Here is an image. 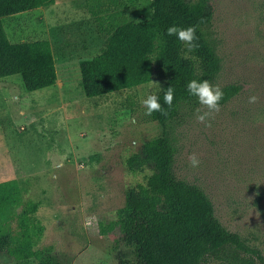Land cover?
Returning a JSON list of instances; mask_svg holds the SVG:
<instances>
[{"label":"rangeland","instance_id":"374dc122","mask_svg":"<svg viewBox=\"0 0 264 264\" xmlns=\"http://www.w3.org/2000/svg\"><path fill=\"white\" fill-rule=\"evenodd\" d=\"M56 1L42 13L3 19L11 43L49 41L57 81L26 92L18 76L1 80L8 82L0 85V183L16 177L21 202L38 204L43 233L35 249L52 246L61 264H118L152 248L153 235H103L99 225L114 221L125 191L144 183L147 173H129L125 160L161 128L140 103L141 86L85 98L78 63L100 54L114 27L148 20L150 0H117L101 20L86 0ZM208 2L207 31L220 59L212 83L238 92L203 123L196 119L200 105L182 111L172 125L174 172L203 191L227 231L264 257V0ZM151 81L159 93L164 81ZM193 153L197 168L190 166ZM252 258L236 252L201 264H256ZM0 264L35 263L0 255Z\"/></svg>","mask_w":264,"mask_h":264},{"label":"trees","instance_id":"16d2710c","mask_svg":"<svg viewBox=\"0 0 264 264\" xmlns=\"http://www.w3.org/2000/svg\"><path fill=\"white\" fill-rule=\"evenodd\" d=\"M55 0H0V79L20 76L26 92L51 88L57 72L47 40L11 43L3 19L53 5ZM117 0H86L85 6L96 19L116 5ZM151 16L139 23H124L112 29L97 56L80 60L79 87L87 99L132 90L154 77L164 81L160 92L163 112L147 115L161 134L142 144L139 152L125 160L131 174H143L144 183L129 188L115 220L100 224L101 234L117 231L122 235H153L152 248H139L118 264H201L206 259L222 260L242 252L256 264H264L261 253L248 247L236 233L227 231L215 218L214 209L203 191L179 180L174 172L173 123L182 111L198 106L189 96V81L209 80L220 70V59L208 29L212 9L208 0H150ZM196 26L192 52L167 28ZM172 87V106L164 104V92ZM220 105L238 92L223 87ZM18 208L19 211H18ZM38 204L22 203L17 181L0 183V255L35 264H61L52 246L38 249L43 227L36 221ZM247 263L249 261H246ZM241 264H246L241 261Z\"/></svg>","mask_w":264,"mask_h":264},{"label":"clouds","instance_id":"9594fccd","mask_svg":"<svg viewBox=\"0 0 264 264\" xmlns=\"http://www.w3.org/2000/svg\"><path fill=\"white\" fill-rule=\"evenodd\" d=\"M196 31V26H188L185 28L172 25L167 28L166 34L168 36H175L179 42L186 46L188 52H192L195 48L198 47V45L194 43L198 39V37L196 36ZM154 85L156 84H154L152 81L141 85L144 91L140 93L139 100L146 109V115H151L153 112L164 111L160 103L158 92L151 91ZM187 92L189 96L195 97L198 104L201 106L196 109V119L199 122L203 123L210 117L213 112H219L221 106L220 102L224 97V92L219 85H215L206 79H193L187 84ZM173 99L174 89L172 87H169L164 92V104L171 107ZM254 101L255 97L250 98V102ZM203 109H207V111H203ZM201 112L203 114H201ZM189 162L190 166L193 168L199 167L201 163L199 157L195 153L189 156Z\"/></svg>","mask_w":264,"mask_h":264},{"label":"crops","instance_id":"0c3cea01","mask_svg":"<svg viewBox=\"0 0 264 264\" xmlns=\"http://www.w3.org/2000/svg\"><path fill=\"white\" fill-rule=\"evenodd\" d=\"M57 2H58V1L55 0V2H54L53 5L48 6V7H43V8L36 9V11L39 12V13H42V12H44V10H46L47 8L56 5ZM24 14H30V13L27 12V13H22V14H18V15H24ZM31 14H32V13H31ZM15 16H16V15H15ZM18 77L20 78V76H18ZM13 78H14V76L0 79V85H2V84L5 85V84H7V82H8V81H1V80H12ZM20 79H21V78H20ZM3 90H4V89H2V88L0 89V91H3ZM5 102H6V96H5V94H4V95H0V108H1V106H2ZM14 180L17 181L18 179L15 177ZM14 180H11V181H14ZM7 182H8V181H7ZM3 183H4V182H3Z\"/></svg>","mask_w":264,"mask_h":264}]
</instances>
